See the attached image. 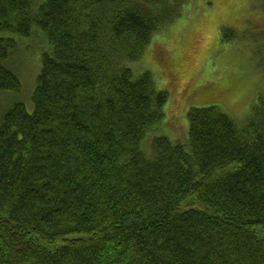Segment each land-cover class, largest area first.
Listing matches in <instances>:
<instances>
[{
	"label": "trees",
	"instance_id": "trees-1",
	"mask_svg": "<svg viewBox=\"0 0 264 264\" xmlns=\"http://www.w3.org/2000/svg\"><path fill=\"white\" fill-rule=\"evenodd\" d=\"M167 2L0 0V264H264L262 106L245 127L191 108L186 144L143 149L169 92L128 65Z\"/></svg>",
	"mask_w": 264,
	"mask_h": 264
},
{
	"label": "rangeland",
	"instance_id": "rangeland-1",
	"mask_svg": "<svg viewBox=\"0 0 264 264\" xmlns=\"http://www.w3.org/2000/svg\"><path fill=\"white\" fill-rule=\"evenodd\" d=\"M167 5L178 19L155 34L144 56L128 65L136 77L151 72L158 89L169 92L165 118L143 144L148 154L153 137L187 143L191 108L214 106L239 127L255 120L264 108L262 1L168 0ZM230 34L237 38L228 39ZM36 59L33 51L18 56L23 92L11 96L13 103L26 104L29 112L40 71ZM0 101L2 106L4 100Z\"/></svg>",
	"mask_w": 264,
	"mask_h": 264
}]
</instances>
